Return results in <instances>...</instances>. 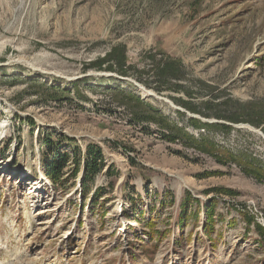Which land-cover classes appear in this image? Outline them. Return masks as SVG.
I'll return each instance as SVG.
<instances>
[{
  "label": "rangeland",
  "instance_id": "1",
  "mask_svg": "<svg viewBox=\"0 0 264 264\" xmlns=\"http://www.w3.org/2000/svg\"><path fill=\"white\" fill-rule=\"evenodd\" d=\"M243 124L264 133V0H0V264H264V140ZM39 132L103 149L97 204L69 175L54 190Z\"/></svg>",
  "mask_w": 264,
  "mask_h": 264
},
{
  "label": "trees",
  "instance_id": "2",
  "mask_svg": "<svg viewBox=\"0 0 264 264\" xmlns=\"http://www.w3.org/2000/svg\"><path fill=\"white\" fill-rule=\"evenodd\" d=\"M111 57L114 59L116 65L118 64L120 67H122L126 61L124 50L114 51ZM165 63L166 65L163 67L162 71L167 74L170 79L178 80L181 75L180 69L176 67L178 63ZM100 67L101 65H99L98 68ZM120 69L122 70V68ZM106 70L110 71V66L107 67ZM136 101L140 103L139 99ZM182 106L188 109L190 112L195 113L194 109L189 108L187 105L184 106L182 103ZM191 122L194 126L208 127L207 124H202L197 120H192ZM31 125H33V122H31ZM54 136L55 135L53 134H47L43 139V133H38L39 143L42 147H44L43 151H41L40 158L43 173L51 181L56 192H60L58 186L62 185V181H64L65 176L68 177L69 175L71 181L78 178L79 181L77 182L79 183L76 184V192L81 194V198L83 199L84 203L88 201L89 196L91 195L93 204H97L99 198H101L106 191L103 187L97 185L98 178L103 174L106 168L104 163L105 160L103 149L99 145L91 143L82 147L77 144L75 138L62 136L54 139ZM173 140L175 139H171V141ZM111 167L105 171L107 176L112 175ZM66 169L70 170L69 174H64ZM74 185V182H71L70 187ZM107 188L109 194H112L115 189V184L113 182H109ZM69 191V188L66 187L61 189V193H69ZM227 194L232 195V192L227 190ZM188 199L191 200L190 197H188ZM193 201L197 202V199H193ZM130 203L134 204V201L130 200ZM188 206V202L182 204L179 217L187 214ZM210 225V220L205 219L203 223V230H207L208 226ZM260 230L263 229L260 228Z\"/></svg>",
  "mask_w": 264,
  "mask_h": 264
},
{
  "label": "bare ground",
  "instance_id": "3",
  "mask_svg": "<svg viewBox=\"0 0 264 264\" xmlns=\"http://www.w3.org/2000/svg\"><path fill=\"white\" fill-rule=\"evenodd\" d=\"M10 62L14 66L25 64V66L27 65L32 70H38L39 69V68H36V66L30 60L25 59L23 57H18V58L14 59L13 61H10ZM137 86L139 88L138 91L140 92V94L143 98H153V99H156L158 101H164V102L166 101V100H161V97H158V95L156 93H154L153 91L147 90L144 87L139 86V85H137ZM170 104L174 107L173 109H176V106H174V104H172V102ZM237 128L238 129H244V130H247L251 133H254L264 140V133H262L261 130H259V129L251 126V125H248V124L238 125ZM104 136H105V134H104ZM38 189H40V187L37 183H35L32 191L37 192Z\"/></svg>",
  "mask_w": 264,
  "mask_h": 264
},
{
  "label": "water",
  "instance_id": "4",
  "mask_svg": "<svg viewBox=\"0 0 264 264\" xmlns=\"http://www.w3.org/2000/svg\"><path fill=\"white\" fill-rule=\"evenodd\" d=\"M161 100H166L164 98H161ZM165 102H169V101H165ZM170 104V103H169ZM174 108V107H173ZM176 110L177 111H180L182 113H186L188 115L189 118H197L199 120H201L203 123H216V121H209L208 119H205V118H201L199 116H195L194 114H189V112H187L186 110L182 109L181 107H176Z\"/></svg>",
  "mask_w": 264,
  "mask_h": 264
}]
</instances>
